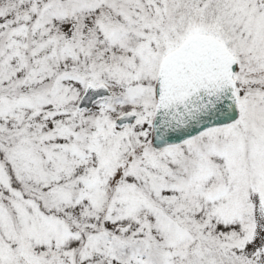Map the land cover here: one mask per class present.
Returning <instances> with one entry per match:
<instances>
[{
	"label": "snow or ice",
	"instance_id": "1",
	"mask_svg": "<svg viewBox=\"0 0 264 264\" xmlns=\"http://www.w3.org/2000/svg\"><path fill=\"white\" fill-rule=\"evenodd\" d=\"M0 264H264V0H0Z\"/></svg>",
	"mask_w": 264,
	"mask_h": 264
}]
</instances>
